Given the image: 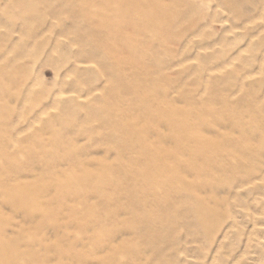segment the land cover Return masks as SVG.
I'll list each match as a JSON object with an SVG mask.
<instances>
[{
	"label": "rangeland",
	"instance_id": "374dc122",
	"mask_svg": "<svg viewBox=\"0 0 264 264\" xmlns=\"http://www.w3.org/2000/svg\"><path fill=\"white\" fill-rule=\"evenodd\" d=\"M128 1L0 0V264H264V0Z\"/></svg>",
	"mask_w": 264,
	"mask_h": 264
},
{
	"label": "bare ground",
	"instance_id": "6f19581e",
	"mask_svg": "<svg viewBox=\"0 0 264 264\" xmlns=\"http://www.w3.org/2000/svg\"><path fill=\"white\" fill-rule=\"evenodd\" d=\"M117 1H118V0H117ZM119 1H120V0H119ZM131 1H132V0H131ZM131 1H128V2L130 3ZM137 1H138V0H134V2H135L136 4L138 3ZM142 1H143V0H142ZM134 2H133V4H134ZM121 3H122V2H121ZM129 3H128V4H129ZM131 3H132V2H131ZM140 3H141V2H140ZM144 3H145V2H144ZM128 4H126V5H128ZM134 5H135V4H134ZM122 6H123V4H122ZM124 6H125V5H124ZM124 6H123V7H124ZM141 6H142V5H141ZM137 7H140V6L137 5ZM137 7H136V9H137ZM124 9H125V8H124ZM132 9H133V8H132V6H131V10H132ZM116 10H117V9H116ZM119 11H120V10H119ZM121 11H123V10H121ZM128 11H129V8H128ZM156 11H157V10H156ZM123 12H124V11H123ZM123 12H122V13H123ZM125 13H126V12H125ZM125 13H124V14H125ZM118 15H119V14H118ZM147 16H148V15H147ZM149 16H150V15H149ZM120 17H121V16H120ZM143 17H145V16H143ZM145 19H146V18H145ZM148 21H151V20L148 19ZM237 163H238V162H237ZM120 170H121V169H120ZM116 171H117V170H116ZM120 172H121V171H120ZM121 174H122V173H121ZM154 175L156 176V174H154ZM159 176L161 177V175H159ZM159 176H157V178H158ZM176 177H177V176H175L174 178H176ZM155 178H156V177H155ZM158 179H161V178H158ZM156 180H157V179H156ZM161 180H162V179H161ZM159 181H160V180H159ZM133 194H134V193H133ZM133 196H134V195H133ZM183 196H184V195H183ZM133 206H134V204H133ZM135 206H136V204H135ZM135 206H134V207H135ZM139 206H140V205H139ZM174 206H175V205H174ZM190 206H191V205H190ZM135 208H136V207H135ZM141 209H142V208H141ZM183 212H184V211H183ZM183 212H182V213H183ZM144 223H146V222H144ZM202 224H203V222H202ZM145 227H146V226H145Z\"/></svg>",
	"mask_w": 264,
	"mask_h": 264
}]
</instances>
